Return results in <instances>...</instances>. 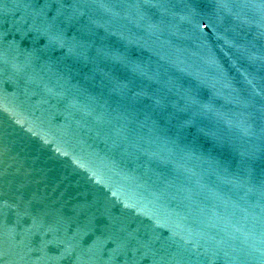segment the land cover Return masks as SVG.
I'll list each match as a JSON object with an SVG mask.
<instances>
[{"label": "water", "instance_id": "95a60500", "mask_svg": "<svg viewBox=\"0 0 264 264\" xmlns=\"http://www.w3.org/2000/svg\"><path fill=\"white\" fill-rule=\"evenodd\" d=\"M0 264H264V0H0Z\"/></svg>", "mask_w": 264, "mask_h": 264}]
</instances>
